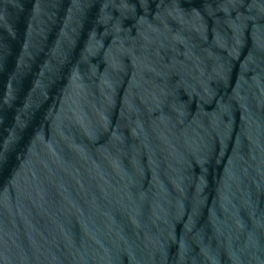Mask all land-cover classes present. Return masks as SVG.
Listing matches in <instances>:
<instances>
[{
	"label": "water",
	"instance_id": "1",
	"mask_svg": "<svg viewBox=\"0 0 264 264\" xmlns=\"http://www.w3.org/2000/svg\"><path fill=\"white\" fill-rule=\"evenodd\" d=\"M0 264H264V0H0Z\"/></svg>",
	"mask_w": 264,
	"mask_h": 264
}]
</instances>
